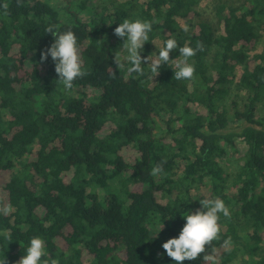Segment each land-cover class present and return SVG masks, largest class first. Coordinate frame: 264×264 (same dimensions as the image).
Instances as JSON below:
<instances>
[{"label": "trees", "instance_id": "1", "mask_svg": "<svg viewBox=\"0 0 264 264\" xmlns=\"http://www.w3.org/2000/svg\"><path fill=\"white\" fill-rule=\"evenodd\" d=\"M199 4L0 0V258L7 264L35 236L57 264H174L162 244L178 236L181 214L216 197L230 215H220L218 238L184 264H212L203 258L209 254L216 264H264V118L256 116L264 108V40L255 52L264 0H215L211 18ZM125 19L152 24L142 74L114 63L124 56L114 29ZM50 26L78 38L84 74L71 90L51 57L41 59L54 40ZM169 38L196 49L191 79L174 77L178 49L157 75L150 71ZM233 88L242 97L228 102Z\"/></svg>", "mask_w": 264, "mask_h": 264}, {"label": "clouds", "instance_id": "2", "mask_svg": "<svg viewBox=\"0 0 264 264\" xmlns=\"http://www.w3.org/2000/svg\"><path fill=\"white\" fill-rule=\"evenodd\" d=\"M6 8L7 5H4ZM184 31H188L185 25ZM54 37L53 43L46 51L41 53V59L51 57L55 64V72L58 75V81L65 90L73 88V82L84 74L80 47L77 35L71 30L61 31L58 26H50L46 30ZM152 31V24L146 20L125 19L114 29L115 34L121 38L124 43L122 51L123 58L120 55L114 56V63L117 68H124L127 65L129 74H142L144 71L142 62V50L144 44L149 40V33ZM178 49L181 57L175 63L174 77L177 80L191 79L195 67L189 62V58L195 55L196 49L190 46L180 47L175 38H169L164 41L163 46L159 48L156 58L151 61L150 71L157 75L161 66L170 60V52ZM147 61V58H144ZM149 62L147 63V65ZM158 165L152 169V174L156 175L161 171ZM202 208L190 213L181 214L185 223L178 236L169 238L162 244L166 255L171 258L174 264H184V261L197 259L201 253L206 251V245L218 238L221 226L218 223L220 215L227 217L230 215L225 202L219 198H212L200 201ZM163 224L157 229L156 236L161 232ZM155 236V237H156ZM10 239V236L7 237ZM231 238L223 241V247L230 250ZM45 241L39 236L30 239L23 255L16 264H57L56 260H48ZM206 261H212L216 264V257L212 254L203 257ZM0 264H7L6 259L0 258Z\"/></svg>", "mask_w": 264, "mask_h": 264}, {"label": "rangeland", "instance_id": "3", "mask_svg": "<svg viewBox=\"0 0 264 264\" xmlns=\"http://www.w3.org/2000/svg\"><path fill=\"white\" fill-rule=\"evenodd\" d=\"M213 1L215 2V0H200V4L198 6V10L200 12H202L203 15L206 16V17H208V18L213 17ZM63 7H64V5H62V8ZM180 23L183 25V22L182 21H180ZM263 40H264V37H262L261 40L258 42L255 52L260 53L262 51ZM156 43L158 45H161V40L160 39H157L156 40ZM237 96L242 97V94L239 91H237L235 88H233L231 90V92H230V98L231 99H228V102H230L232 99L238 100V99H236ZM256 116H257V118H264V108L259 109L258 112H257V114H256ZM236 142H237L238 146L242 149V151H245L246 150V146L243 144L242 141L238 140ZM225 163H228V165H227V168L228 169H229V167H231L232 169H234V167H235V159L234 158H230ZM217 261L218 260H216V262ZM233 264H240V261H236Z\"/></svg>", "mask_w": 264, "mask_h": 264}]
</instances>
